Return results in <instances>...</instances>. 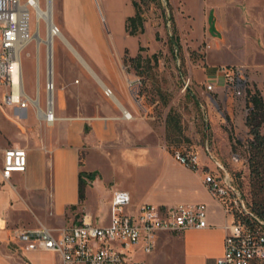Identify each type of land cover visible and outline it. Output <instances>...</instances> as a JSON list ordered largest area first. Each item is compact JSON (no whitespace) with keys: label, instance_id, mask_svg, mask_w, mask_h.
I'll use <instances>...</instances> for the list:
<instances>
[{"label":"crops","instance_id":"1","mask_svg":"<svg viewBox=\"0 0 264 264\" xmlns=\"http://www.w3.org/2000/svg\"><path fill=\"white\" fill-rule=\"evenodd\" d=\"M78 2L68 0L70 13L77 12ZM223 16L226 22L218 27L211 12L207 30L211 49L202 67L194 70L193 79L197 84H213L229 99L235 97L227 89L223 67H246L257 88L258 79L264 78V12L245 6L241 21L234 22L229 11ZM81 59L105 88L106 83ZM122 91H118L121 99L114 94L110 97L116 105L98 107L104 113L91 118L62 113L79 109L75 103L54 107L56 121L52 126L43 122L39 128L33 126V142L25 147V170L11 173L9 181L1 174L6 148L0 147V264H61L56 253L23 250L13 239V231L45 225L57 235L60 229L79 222L84 213L94 224L106 225L111 196L118 190L129 193V212L142 204L170 207L203 203L206 207V227L158 232L153 251L138 254V259L145 264H216L223 253L228 216L203 181L204 169L215 170L214 163L204 150L202 154L195 152L197 170L177 162L172 149L141 116L133 97ZM62 94L59 89L56 96ZM206 98L218 107L211 95L206 93ZM80 171L96 173L93 180H86L82 200L78 193ZM97 204L105 222L95 216Z\"/></svg>","mask_w":264,"mask_h":264},{"label":"rangeland","instance_id":"2","mask_svg":"<svg viewBox=\"0 0 264 264\" xmlns=\"http://www.w3.org/2000/svg\"><path fill=\"white\" fill-rule=\"evenodd\" d=\"M40 1L43 7L44 0ZM67 3L68 0H52L54 22L114 96L121 99L118 91H128L139 105L141 116L150 122L170 150L181 147L201 154L202 150L211 153L212 162L217 161L240 187L249 191L246 147L251 135L245 125L248 112L246 97L226 99L222 91L214 88L207 90L205 83L197 84L193 76L194 70L202 67L211 49V40L207 36L211 12L219 27L226 22L223 12L229 11L233 21L238 22L242 20L245 6H254L264 12V0H161V6L151 4L145 10L144 32L135 36L128 35L124 29L125 18L133 13L131 0H97V3L95 0H79L76 3L77 12L73 14L68 10ZM29 28L30 34H33L36 14L32 8H29ZM173 29L179 37L178 51L170 48ZM44 35V22L41 20L40 36ZM140 46L143 47L140 51L142 56L155 53L159 59L154 76L146 87L132 67L122 61L125 51L128 56H134ZM21 57L24 91L29 98L35 99L37 72L41 92L44 84L43 47L40 46L38 62L33 42L22 51ZM52 68L55 107L64 103L80 106L62 113L91 118L104 113L98 107L116 105L62 39L54 40ZM258 80V89L264 100V78ZM155 85L160 87L162 95L152 88ZM249 87L252 90L257 88L250 78ZM59 89L63 94L58 98ZM204 92L212 96L218 107L211 105ZM3 94L5 89L0 86V147H26L33 142V126L39 128L41 121L31 103H28L27 117H20L15 106L1 104ZM162 99L168 100L166 106L162 104ZM170 107L180 119L182 134L167 143L164 117ZM232 154L238 155L239 162L232 161ZM100 208L97 204L95 216L105 222Z\"/></svg>","mask_w":264,"mask_h":264},{"label":"built area","instance_id":"3","mask_svg":"<svg viewBox=\"0 0 264 264\" xmlns=\"http://www.w3.org/2000/svg\"><path fill=\"white\" fill-rule=\"evenodd\" d=\"M97 3V0H95ZM29 8L36 14V28L30 34ZM50 8V14L47 10ZM52 0H0V86L5 89L1 104L15 106L20 117H27L28 103L37 118L47 126L56 121L54 71L48 65L49 51L52 58L54 40L61 39L60 27L54 22ZM44 22V37L40 36V21ZM33 42L37 62L40 46L44 51V84L41 92L37 72V96L29 98L23 87L22 51ZM228 91L235 98H242L249 87V76L244 66L222 68ZM207 90L213 84L206 85ZM106 96L112 94L103 88ZM43 93V98L41 95ZM26 148L12 146L3 150L1 174L9 181L13 172H23L26 167ZM173 157L180 164L198 169V155L185 152L181 147L172 148ZM212 159V154L208 153ZM233 162H239L237 155ZM215 170L204 169V183L210 195L219 203L228 222L224 225V248L216 264H264V220L251 212L231 176L217 161ZM220 169V170H219ZM130 204L127 191H115L110 200L109 222L97 225L86 213L77 223L60 229L38 225L32 229H15L13 239L25 251H48L61 258V264H145L138 254H149L155 247L158 232L180 233L189 228L207 226L206 207L203 203L178 204L158 207L142 204L134 211H126Z\"/></svg>","mask_w":264,"mask_h":264},{"label":"trees","instance_id":"4","mask_svg":"<svg viewBox=\"0 0 264 264\" xmlns=\"http://www.w3.org/2000/svg\"><path fill=\"white\" fill-rule=\"evenodd\" d=\"M133 6V13L125 18L124 29L130 36H135L144 32V23L146 21L145 10L150 8L151 4L161 6V0H131ZM172 21V15L169 16ZM174 34L169 39L170 48L172 51L180 50L179 37ZM143 47L138 48V53L134 56H128L126 51L122 57L124 64H128L134 70L135 75L141 78L142 85L147 86L150 79L154 76V69L158 65V56L153 53L149 56H142L140 51ZM152 85V84H151ZM156 93L162 95L159 86L155 85ZM248 112L245 117V125L248 128V133L251 138L247 141V166L249 171L248 187L249 191L244 190L231 176L234 184L245 199L252 213L258 218L264 220V100L260 90L256 87L252 90L248 87L245 90V95ZM163 105L168 104L167 99L161 100ZM164 129L166 142H172L177 137L181 136L180 119L170 107L164 117ZM185 152H189L183 148ZM233 155L232 154L231 159ZM238 156V155H237ZM233 161V160H232ZM96 176L94 172H79L78 193L79 200L84 197V186L86 180H93Z\"/></svg>","mask_w":264,"mask_h":264},{"label":"bare ground","instance_id":"5","mask_svg":"<svg viewBox=\"0 0 264 264\" xmlns=\"http://www.w3.org/2000/svg\"><path fill=\"white\" fill-rule=\"evenodd\" d=\"M50 8L47 10V15H49L50 14ZM61 39H62V41L63 42H65V44H67L68 46H69V48L71 49V51L73 52V54L79 59V60H82L81 59V56L79 55V53L77 52V50H75V48H73L72 46H71V44H69V42L66 40V38L63 36V35H61ZM52 61H53V55H52V58L50 57V51H49V59H48V65H49V67L51 68L52 67ZM109 97H113V93L112 94H110L109 95Z\"/></svg>","mask_w":264,"mask_h":264}]
</instances>
